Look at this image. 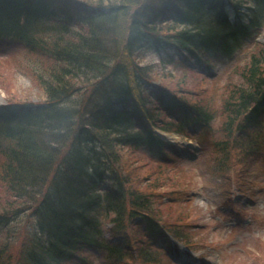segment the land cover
Listing matches in <instances>:
<instances>
[{
  "label": "trees",
  "instance_id": "trees-1",
  "mask_svg": "<svg viewBox=\"0 0 264 264\" xmlns=\"http://www.w3.org/2000/svg\"><path fill=\"white\" fill-rule=\"evenodd\" d=\"M187 1L180 16L161 17V8ZM216 2L0 0V40L19 43L41 59L29 71L40 100L10 99L0 105V222L6 225L18 213L30 212L46 233L19 248L25 264L85 260L84 247L95 242L107 220L113 234H120L109 249L123 257L129 242L120 237L129 218L160 213L159 197L152 195L169 189L171 176L143 161L148 172L131 180L138 163L126 165L124 150L137 156L147 146L159 153L163 143L153 128L180 131L189 118L206 121L214 113L200 93L207 83L192 69L176 67L172 73L142 64L136 54L150 48L230 52L240 30L208 10ZM160 20L169 22L156 26ZM174 57L166 62L180 66ZM231 74L235 78L227 79L219 95L223 138L215 145L222 161L238 121L257 122L263 112L264 43ZM176 114L181 117L173 121ZM101 155L109 168L112 162L118 166L110 173L116 186L102 193L92 189L91 169L100 165ZM131 236L138 258L149 264L144 242ZM8 241L0 240V258L10 260Z\"/></svg>",
  "mask_w": 264,
  "mask_h": 264
},
{
  "label": "rangeland",
  "instance_id": "rangeland-1",
  "mask_svg": "<svg viewBox=\"0 0 264 264\" xmlns=\"http://www.w3.org/2000/svg\"><path fill=\"white\" fill-rule=\"evenodd\" d=\"M245 1L254 3V0ZM258 40H264V19L261 25L253 27L251 34L241 41L232 54L223 58L218 53H209L207 57L210 66H201L202 68L199 66L204 73L213 75L212 80L202 84L206 90H200L204 100L212 103L213 109L219 108V95L226 78H235V75L231 74L233 72L228 74V71L243 60L245 54ZM163 55L162 52H153L147 54L144 59L157 60ZM40 60L37 56L25 52L20 45L9 43L0 48V104L10 99L40 100L39 88L29 73L30 69L40 66ZM169 71L175 73V69ZM187 78L191 84L192 79ZM215 121L210 123V127L192 122L188 126L191 130H188L187 134H166L168 140H177L178 136L179 139H189L194 145H200L201 149L198 152L191 148L192 156L197 157L194 163L179 155L172 156L171 165H176L180 169L172 171L171 174L174 176L180 171L178 176L187 186L181 190L174 203L161 205L162 209L159 212L164 213L166 218L175 219L179 228L186 232L187 244L190 243L195 250L192 255L193 264H264V116L261 124L249 125L235 134L229 162L226 164L228 169L217 164L220 154L211 145L213 139L223 138L221 131L217 133L215 130L217 126ZM124 152L127 158H124L123 162L125 161L126 165L133 166L138 163V168L133 171L135 176L131 179L136 182L139 176H144L148 172L147 168L141 166L146 160L140 153L136 156L129 150ZM232 185L239 187L235 190L236 199L233 207L245 206L246 209H251L254 219L247 231L249 236L239 245L237 243L226 245V241L233 236L241 237L245 233L243 227L241 229L240 226L232 225L234 218L227 215L234 213L228 199ZM154 199L156 200V197ZM239 211L242 213V209ZM239 215L243 218L242 214ZM165 217L163 219L166 220ZM31 222V216L20 215L8 223L10 230L4 232L1 237L4 238L8 232L11 239L16 236L17 238L11 241L9 248L12 259L8 260L4 256L0 258V262L22 264L16 252L23 244V248L29 247L28 244L32 245V242H28V236L23 229L27 224H30L32 229ZM103 223L106 230L109 223ZM157 242L159 244L158 238ZM172 243H163L164 245L160 243L158 246L153 244L158 249L155 257L161 260L160 263L153 264H176L173 256L181 248ZM126 247L125 249L135 256L134 248L129 245ZM86 253L88 264H138L135 257L117 261L109 252L102 249H89Z\"/></svg>",
  "mask_w": 264,
  "mask_h": 264
}]
</instances>
